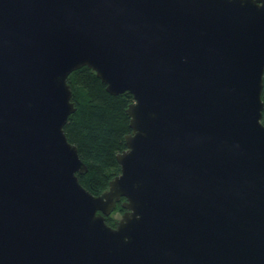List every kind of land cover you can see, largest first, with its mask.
Listing matches in <instances>:
<instances>
[{
	"label": "water",
	"instance_id": "obj_1",
	"mask_svg": "<svg viewBox=\"0 0 264 264\" xmlns=\"http://www.w3.org/2000/svg\"><path fill=\"white\" fill-rule=\"evenodd\" d=\"M82 65L133 95L99 193ZM263 71L264 0H0V264H264Z\"/></svg>",
	"mask_w": 264,
	"mask_h": 264
},
{
	"label": "trees",
	"instance_id": "obj_2",
	"mask_svg": "<svg viewBox=\"0 0 264 264\" xmlns=\"http://www.w3.org/2000/svg\"><path fill=\"white\" fill-rule=\"evenodd\" d=\"M67 81L76 108L68 115L63 129L88 168L85 173H77L80 183L92 193H99L120 171L116 153L125 148V134L131 131L126 107L133 95L128 90L109 93L105 83L86 65L73 69ZM262 81L264 101V71ZM261 120L264 123V107ZM115 208L123 210L120 200ZM112 213L105 216L110 225L115 224Z\"/></svg>",
	"mask_w": 264,
	"mask_h": 264
},
{
	"label": "flooded vegetation",
	"instance_id": "obj_3",
	"mask_svg": "<svg viewBox=\"0 0 264 264\" xmlns=\"http://www.w3.org/2000/svg\"><path fill=\"white\" fill-rule=\"evenodd\" d=\"M114 209H116V208H114Z\"/></svg>",
	"mask_w": 264,
	"mask_h": 264
}]
</instances>
